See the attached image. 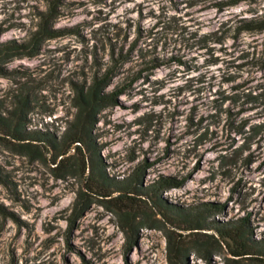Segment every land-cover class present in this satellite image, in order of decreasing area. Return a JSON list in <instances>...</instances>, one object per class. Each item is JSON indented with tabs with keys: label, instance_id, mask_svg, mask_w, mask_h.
Listing matches in <instances>:
<instances>
[{
	"label": "rangeland",
	"instance_id": "1",
	"mask_svg": "<svg viewBox=\"0 0 264 264\" xmlns=\"http://www.w3.org/2000/svg\"><path fill=\"white\" fill-rule=\"evenodd\" d=\"M51 1L0 0V42H27ZM58 11L52 28L64 34L3 65L0 117L26 85L25 130L59 139L75 90L115 66L105 92L136 82L96 124L107 176L149 166L144 186L188 177L161 198L225 205L207 221L248 217L251 238L264 241V0H60ZM16 144L0 133V264H168V230L177 241L186 233L143 228L127 251L113 203L91 204L68 233L65 218L83 185L79 157L70 150L56 166ZM215 251L192 252L186 264H264Z\"/></svg>",
	"mask_w": 264,
	"mask_h": 264
},
{
	"label": "trees",
	"instance_id": "2",
	"mask_svg": "<svg viewBox=\"0 0 264 264\" xmlns=\"http://www.w3.org/2000/svg\"><path fill=\"white\" fill-rule=\"evenodd\" d=\"M60 0H52L45 13L42 14L37 29L25 43L14 41L0 42V76L8 77L3 65L14 58L34 57L38 54L43 41L61 36L63 31L52 28V23L59 16ZM264 30V19L260 23ZM115 68V66L113 67ZM107 69L103 74L95 75L87 86L75 90L72 107L75 112L59 139L47 131L25 130L26 116L30 112V90L26 85L20 87V92L14 98L13 106L7 112V117H0V133L17 142L19 152L33 160H46L49 156L52 164L58 166L66 155L73 150V156H78L79 177L83 182L77 191L68 216L65 218L67 232L77 228L78 220L84 215L91 204L100 201L113 203L116 214L125 236V247L130 251L137 246L139 230L143 228L165 229L167 226L184 232L176 234L180 240H174L171 230L168 238V264H186L187 257L192 252H202L207 248L225 249L231 257L241 261H264V241L252 239V228L248 217L236 221H207V214L213 215L224 210L221 204H198L182 207L167 204L161 195L170 189L184 186L188 177L160 176L146 186L142 183L143 171L136 168L129 176L114 180L105 172L100 158V146L95 135L96 124L100 113L106 108L116 106L118 97L126 93L136 79L125 81L111 92H105L106 86L114 76V70ZM14 122V123H13ZM72 157V156H71ZM58 164L57 159H59ZM87 172V174H86ZM58 178H62L61 176ZM0 182H2L0 173ZM150 212L155 221H150ZM213 230L214 235L202 233ZM200 237L207 239L201 240ZM186 239V240H185ZM188 239V240H187Z\"/></svg>",
	"mask_w": 264,
	"mask_h": 264
}]
</instances>
